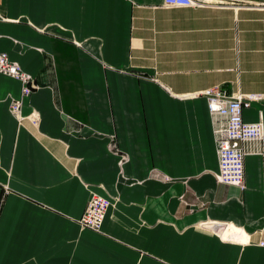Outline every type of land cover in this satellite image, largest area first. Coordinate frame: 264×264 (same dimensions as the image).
<instances>
[{
    "label": "crops",
    "instance_id": "1",
    "mask_svg": "<svg viewBox=\"0 0 264 264\" xmlns=\"http://www.w3.org/2000/svg\"><path fill=\"white\" fill-rule=\"evenodd\" d=\"M201 1L0 0V53L34 87L17 122L0 75V264H264V0ZM213 87L262 97L243 190L214 177ZM93 194L98 232L76 223Z\"/></svg>",
    "mask_w": 264,
    "mask_h": 264
},
{
    "label": "built area",
    "instance_id": "2",
    "mask_svg": "<svg viewBox=\"0 0 264 264\" xmlns=\"http://www.w3.org/2000/svg\"><path fill=\"white\" fill-rule=\"evenodd\" d=\"M201 0H162L165 8H190L199 7ZM0 75L15 79L21 85L20 95L9 103V113L18 122L23 119L20 107L24 98L33 90L30 78L21 71L20 67L10 61L4 53H0ZM204 98L206 111L211 124L213 144L217 159V172L214 177L217 183L244 189V157L249 153V146L261 145L263 141L262 124L260 121L246 123L241 114L251 102L261 99L255 94H231L226 95L217 87L208 88L199 93ZM31 123H35L32 115ZM256 155L263 158L261 148ZM108 202L98 195H91L86 202L81 216L76 223L81 229L98 232L107 209ZM198 228L208 232L217 233L224 228L223 224L202 222ZM258 246L264 247V235L258 242Z\"/></svg>",
    "mask_w": 264,
    "mask_h": 264
},
{
    "label": "bare ground",
    "instance_id": "3",
    "mask_svg": "<svg viewBox=\"0 0 264 264\" xmlns=\"http://www.w3.org/2000/svg\"><path fill=\"white\" fill-rule=\"evenodd\" d=\"M104 215H105V213H104ZM104 218V217H103ZM103 221V220H102ZM102 224V223H101ZM218 234L220 233V234H222L221 236H222V238H224L225 239V236H227V235H229V236H236V233H238V231L236 230V229H234V228H232V227H229V228H227L226 230H224V229H220L218 232H217ZM241 241V240H240Z\"/></svg>",
    "mask_w": 264,
    "mask_h": 264
}]
</instances>
